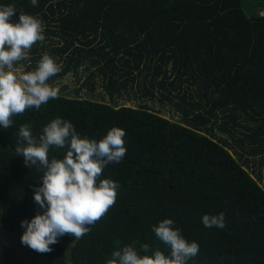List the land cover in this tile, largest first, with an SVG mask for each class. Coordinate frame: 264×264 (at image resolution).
<instances>
[{
    "label": "trees",
    "instance_id": "obj_1",
    "mask_svg": "<svg viewBox=\"0 0 264 264\" xmlns=\"http://www.w3.org/2000/svg\"><path fill=\"white\" fill-rule=\"evenodd\" d=\"M252 1L264 9V0ZM249 3L37 0L33 6L31 0H0V6L16 7L12 22L22 11L41 19L52 36L100 32V44L89 53L110 61L122 53L136 67L145 61L147 72L154 67V79L164 75L157 82L168 95L179 93L178 120L145 105L59 95L13 117L11 128L0 126V222L20 243L21 221L43 212L33 199L43 172L25 166L15 152L23 144L20 126L30 124L38 137L60 117L82 138L99 140L112 127L126 132V155L101 176L120 185L115 205L82 238L66 234L43 254L21 243L27 252L51 264H107L127 245L143 255L145 243L168 254L152 228L172 219L188 242L199 245L188 264H264V175L249 170L251 157L264 155V15L253 13ZM40 48L37 42L31 49L29 71L42 58ZM185 82L196 91H182ZM65 154L66 149H50L49 158ZM221 212L223 229L203 225V215Z\"/></svg>",
    "mask_w": 264,
    "mask_h": 264
},
{
    "label": "clouds",
    "instance_id": "obj_2",
    "mask_svg": "<svg viewBox=\"0 0 264 264\" xmlns=\"http://www.w3.org/2000/svg\"><path fill=\"white\" fill-rule=\"evenodd\" d=\"M37 6V0H31ZM17 13L14 5L0 6V126L9 129L13 117L27 110H39L51 99L59 98L60 90L48 81L59 74L62 65L52 56L44 54L33 71L20 72L16 65L28 60L33 45L45 40L41 19L19 11L18 22H12ZM15 152L23 156L25 166L42 171V184L34 187V202L43 212H38L30 221L22 220L25 229L21 243L38 253H50L51 245L69 234L76 239L91 231L116 203L118 182L101 179L103 169L109 164L120 163L127 153L120 127H112L97 140L81 137L74 125L57 117L35 137L30 124L19 128ZM50 149H66L62 159L49 158ZM205 227L223 229L225 215L205 214ZM155 236L170 248L165 254L161 250L151 251L149 244L140 246L143 255L132 245L124 246L112 253L107 264H188L197 256L199 245L188 242L172 219H163L152 228ZM151 252V254H149Z\"/></svg>",
    "mask_w": 264,
    "mask_h": 264
},
{
    "label": "crops",
    "instance_id": "obj_3",
    "mask_svg": "<svg viewBox=\"0 0 264 264\" xmlns=\"http://www.w3.org/2000/svg\"><path fill=\"white\" fill-rule=\"evenodd\" d=\"M46 32L44 30L45 40L39 42V47H42L40 53L42 56L49 54L58 64L62 65L61 72L51 77L48 82L54 87L65 89L67 86L65 84L62 86L60 83L68 80L74 89L69 94L60 91L59 95L82 97L117 106H128L121 104L123 101L121 98L124 96L128 98V102L137 98L141 106L149 107L150 101L155 103L159 99L177 105L178 91H174L173 95H168L162 85L157 82L164 75L159 76L157 80L154 79V67L152 66V69L147 72L145 61L141 63L140 67H136L133 57H128L130 61L127 62L122 53L115 57L114 61H110V56L100 59L96 54L89 53L91 49L100 44L99 41L102 37L100 32H89L75 37L65 34L52 36ZM95 37L97 38L90 42ZM71 39H75L74 44H70ZM31 61L32 59L29 58L18 62V64L22 65L23 63L26 66V71H29L28 66ZM169 69H171V64ZM98 89H102V91H98ZM132 94L134 95L131 96ZM145 99H148L149 102ZM119 103L120 105H118Z\"/></svg>",
    "mask_w": 264,
    "mask_h": 264
},
{
    "label": "rangeland",
    "instance_id": "obj_4",
    "mask_svg": "<svg viewBox=\"0 0 264 264\" xmlns=\"http://www.w3.org/2000/svg\"><path fill=\"white\" fill-rule=\"evenodd\" d=\"M250 7L252 8L253 7V13L255 14H260V15H264V9H262V7L255 1H252L250 0V3H249ZM250 15H251V11H250ZM33 56V54L31 53V50H30V53H29V57ZM17 67V70L20 71V72H26V66L22 63H19L16 65ZM62 86L63 84H65V86H67V88L65 87V89H59L60 91H63L64 93H72L74 91V89L72 88V84L70 83V81L68 82V80H65L64 83H60ZM191 87V90L193 92H195V88L196 86H192L191 84H189V82H185L184 86H183V90L184 91L186 88H190ZM98 91H102V89H98ZM163 93V92H162ZM134 94H132L131 96H133ZM123 101L121 102V104H126V105H131L133 107H138V106H141L139 104V101H137L138 99L137 98H133V100H130V102L127 101V97H122L121 98ZM145 101H148V99H145ZM176 102V101H175ZM149 107L148 108H151L153 111H157L159 113H161L163 116H166L168 118H171V119H174V120H178L180 118V114L178 111V108L176 106L175 103H171L170 101H167V100H158L156 101L155 103L154 102H149L148 103ZM120 105V103L118 104ZM235 155L236 157L241 161L243 162L244 158H240V155H238L234 149L231 150ZM247 157L246 155H243V157ZM249 170L251 172H253V170H256V171H261V173L264 175V155H260V156H255V157H251V160L249 161ZM262 185H264V181L262 180ZM17 245H18V248H21L22 251L20 252H17L16 255H15V259L18 262V264H51L49 263L48 261H46L44 259V257H42V255H33L31 254L30 252H27V250L25 249V247L19 242V240H17Z\"/></svg>",
    "mask_w": 264,
    "mask_h": 264
},
{
    "label": "water",
    "instance_id": "obj_5",
    "mask_svg": "<svg viewBox=\"0 0 264 264\" xmlns=\"http://www.w3.org/2000/svg\"><path fill=\"white\" fill-rule=\"evenodd\" d=\"M14 241L15 235L6 231L0 222V264H7L9 259L4 251L14 244Z\"/></svg>",
    "mask_w": 264,
    "mask_h": 264
},
{
    "label": "flooded vegetation",
    "instance_id": "obj_6",
    "mask_svg": "<svg viewBox=\"0 0 264 264\" xmlns=\"http://www.w3.org/2000/svg\"><path fill=\"white\" fill-rule=\"evenodd\" d=\"M17 252H19V248L17 245V240L15 238L14 244L10 245V247L4 251L9 259L7 264H18L19 261L15 259V255Z\"/></svg>",
    "mask_w": 264,
    "mask_h": 264
}]
</instances>
